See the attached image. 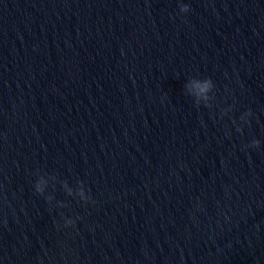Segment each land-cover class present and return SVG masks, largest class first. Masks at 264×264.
<instances>
[{
  "label": "water",
  "instance_id": "1",
  "mask_svg": "<svg viewBox=\"0 0 264 264\" xmlns=\"http://www.w3.org/2000/svg\"><path fill=\"white\" fill-rule=\"evenodd\" d=\"M0 264H264V0H0Z\"/></svg>",
  "mask_w": 264,
  "mask_h": 264
},
{
  "label": "clouds",
  "instance_id": "2",
  "mask_svg": "<svg viewBox=\"0 0 264 264\" xmlns=\"http://www.w3.org/2000/svg\"><path fill=\"white\" fill-rule=\"evenodd\" d=\"M182 10H187V6H182ZM68 223H71V220H69Z\"/></svg>",
  "mask_w": 264,
  "mask_h": 264
}]
</instances>
